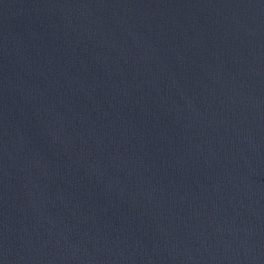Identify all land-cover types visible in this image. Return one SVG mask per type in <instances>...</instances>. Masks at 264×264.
<instances>
[{
    "label": "water",
    "instance_id": "95a60500",
    "mask_svg": "<svg viewBox=\"0 0 264 264\" xmlns=\"http://www.w3.org/2000/svg\"><path fill=\"white\" fill-rule=\"evenodd\" d=\"M0 264H264V0H0Z\"/></svg>",
    "mask_w": 264,
    "mask_h": 264
}]
</instances>
